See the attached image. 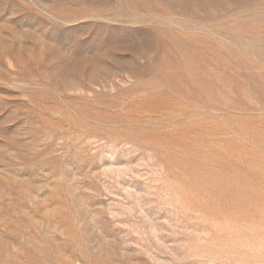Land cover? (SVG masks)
<instances>
[{"label":"rangeland","instance_id":"obj_1","mask_svg":"<svg viewBox=\"0 0 264 264\" xmlns=\"http://www.w3.org/2000/svg\"><path fill=\"white\" fill-rule=\"evenodd\" d=\"M0 264H264V0H0Z\"/></svg>","mask_w":264,"mask_h":264}]
</instances>
